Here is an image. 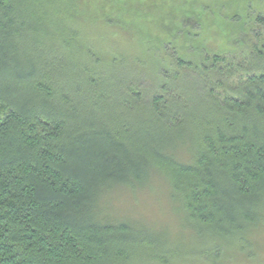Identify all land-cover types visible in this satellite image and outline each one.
Wrapping results in <instances>:
<instances>
[{"label":"trees","instance_id":"trees-1","mask_svg":"<svg viewBox=\"0 0 264 264\" xmlns=\"http://www.w3.org/2000/svg\"><path fill=\"white\" fill-rule=\"evenodd\" d=\"M81 1L0 0V264L252 257L264 229L263 10L222 6L227 52L197 47L194 61L177 50L180 23L151 79L135 58L108 55L100 71ZM155 185L188 235L110 213L114 193Z\"/></svg>","mask_w":264,"mask_h":264},{"label":"rangeland","instance_id":"rangeland-1","mask_svg":"<svg viewBox=\"0 0 264 264\" xmlns=\"http://www.w3.org/2000/svg\"><path fill=\"white\" fill-rule=\"evenodd\" d=\"M85 1L86 3L81 1V7L89 10V16H93V18L91 21H85V25L81 27V38L86 44L94 48L95 54L102 57L106 68L102 67L100 71L105 75L108 73L109 63L112 64V62H109L108 55L113 56L112 61L119 62L123 59L126 61L135 58L137 59V65H141L147 72L150 71L151 79L158 71L161 57L165 53L161 39H166V36L172 35V31H175L176 27L179 28L181 24L183 25L180 31L181 34L176 37L177 50L188 56L189 61H194L196 57L192 58V56L199 57V52H203V50L217 54L227 52L228 43H226L227 36L224 22L232 21L225 17L222 6L228 7L231 11L232 7H237L239 10L250 8L255 13L257 12L254 9L263 10L264 12V0ZM245 2H249L252 6H242ZM101 6L107 12L116 13V16L111 14L115 19L117 15H120L122 20L116 19L111 23L107 22V24L96 23L94 19L98 20V14L101 15V13H98ZM61 11L63 12V8L62 10L55 8L57 15ZM227 13L232 14L229 11ZM57 15L53 18L55 21L59 18V15L58 17ZM177 23L179 25L175 26ZM197 40L200 42L198 46ZM84 46L81 41L79 48L83 49ZM167 46L166 48L170 50L171 45ZM197 47H202L203 50L198 52ZM80 56L77 57V62L73 63L74 68L76 66L75 70L79 69L80 64L86 63L84 56ZM127 62L130 63L129 61L125 63ZM132 63L135 64L133 61ZM125 66L121 65L120 67L127 69ZM95 71L93 67L90 68L89 72ZM115 77L120 78L122 75ZM73 80L75 81V79ZM111 89H113L116 99L122 98L120 92L117 93L114 92V88ZM165 192L164 188L155 185L153 188L140 189L136 194L130 191L114 193L111 199L107 198L111 202L110 213L118 218L138 219L139 224H147L158 233L164 230H170L172 234L181 233L182 238L185 234L188 235V232L179 231L180 219L175 213L177 209L174 210V204L169 201ZM262 233L261 240L257 241L252 248L247 249L252 257L245 258V260L236 259L232 264H264V229H262ZM185 259L179 264H203L192 256H185Z\"/></svg>","mask_w":264,"mask_h":264}]
</instances>
